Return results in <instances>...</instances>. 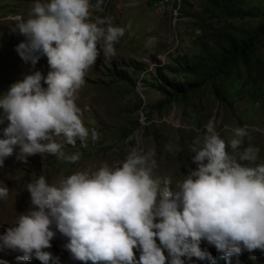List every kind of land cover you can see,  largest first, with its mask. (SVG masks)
<instances>
[{
    "label": "clouds",
    "instance_id": "9594fccd",
    "mask_svg": "<svg viewBox=\"0 0 264 264\" xmlns=\"http://www.w3.org/2000/svg\"><path fill=\"white\" fill-rule=\"evenodd\" d=\"M106 2L32 0L29 17L15 18L12 30L24 37L15 52L33 68L46 57L49 71H31L0 93V125L7 121L0 129V167L14 149L21 162L36 153L79 159L63 152L64 144L83 143L89 135L75 102L77 90L98 55L113 56L123 35L107 18L92 15ZM203 127L202 140L189 149L195 168L177 186L167 176L154 177L153 154L135 148L118 166L102 162L95 170H76L58 184L38 176L26 187L30 206L0 234V248L19 252L17 261L35 258L50 264L56 257L43 249L51 246L54 225L67 238L63 247L72 259L91 264H165L166 259L167 264H185L193 257L212 261L200 247L202 240L226 264L242 251L264 252V163H254L258 149L248 146L234 157L214 119ZM232 133L228 148L235 151L248 133L246 127ZM0 185L4 200L9 189L2 181Z\"/></svg>",
    "mask_w": 264,
    "mask_h": 264
},
{
    "label": "rangeland",
    "instance_id": "374dc122",
    "mask_svg": "<svg viewBox=\"0 0 264 264\" xmlns=\"http://www.w3.org/2000/svg\"><path fill=\"white\" fill-rule=\"evenodd\" d=\"M245 2L251 8L264 7V0ZM150 5L148 0H107L102 10H91L92 15L107 18L114 26L122 28L123 35L114 44L113 56L98 55L77 90L75 102L81 109V119L89 135L83 143L77 140L74 146H63L64 156L79 155L76 162L47 153L27 156L21 162L15 158V149L13 155L5 159L4 166L0 167V181L8 187L9 193L6 199L0 200V234L30 206L26 187L38 176L43 175L48 183L58 184L72 172L95 170L102 162L110 168L118 166L133 148L141 153L151 152L156 161L154 177L167 176L172 185L177 186L189 169L195 168L189 149L194 142L202 140L203 126L210 118L214 119L216 130L225 141L226 151L235 157L244 148L253 146L258 149L254 163H264V83L259 86L245 84L232 75L217 80L224 96L222 101H217L211 86L206 85L189 93L183 100L163 105V97L150 86L154 63L161 67L171 63L173 58L195 54L197 48L193 41L199 32L195 26L197 21L184 15L191 12L189 6L184 7L180 17H175L171 11L156 13ZM31 6L32 0H0V93L6 92L12 83L22 80L31 71L39 70L42 75L49 71L46 57L41 56L33 68L14 50L24 40L18 29L12 30L15 18L27 19ZM260 21V18L217 20L213 26L230 23L254 27ZM131 62L145 64L146 68L151 66V70L143 71L137 77ZM112 70L126 72L135 84L114 78L110 75ZM168 77L181 81L190 78L182 75ZM142 80L146 82L142 83ZM137 81L141 85L139 90ZM41 83L45 86L43 81ZM6 124L7 121L0 125V129ZM235 127H246L248 134L240 147L232 151L228 148V141ZM55 139L62 142V138ZM52 230L55 235L50 241L51 246L43 249L56 257L50 264L84 263L72 259L63 247L67 238L56 231L54 225ZM156 242L159 245L158 239ZM204 243L206 241L202 240L201 244ZM133 252L138 259L137 250L133 249ZM164 254H167L166 250ZM18 255L19 252L0 248V260L8 264H41L35 258L17 261ZM249 256L250 253L242 251L238 257L232 258L235 262L241 260L243 264H251L253 259Z\"/></svg>",
    "mask_w": 264,
    "mask_h": 264
},
{
    "label": "trees",
    "instance_id": "16d2710c",
    "mask_svg": "<svg viewBox=\"0 0 264 264\" xmlns=\"http://www.w3.org/2000/svg\"><path fill=\"white\" fill-rule=\"evenodd\" d=\"M189 1L180 0L177 3L178 10L175 17L181 16L186 5L191 8V12H186L184 15L197 21L195 26L199 35L193 41L197 52L190 57L173 58V61L165 66L154 65V71L150 75L153 80L150 86L163 97V105L183 100L189 93L196 92L206 85L211 86L216 100L222 101L224 96L216 84L217 80L229 78L232 75L245 84L255 86L263 84L264 7L262 9L248 7L245 0H194L191 3ZM92 2L94 3V0ZM104 2L105 0L103 4ZM237 18H260L261 21L254 27L235 26L230 23L221 27L213 26L217 20L226 22ZM145 67V64L131 62V68L137 77L141 72L148 71ZM110 75L121 81L135 84L133 78L124 71L112 70ZM168 75H182L190 78L181 81L170 79ZM144 82L146 81L142 80V83ZM200 247L211 254L212 261H200L193 257L185 260V264H226L225 259L214 246L206 242L200 244ZM250 255L255 256L251 264H264V252L253 250ZM165 256L167 257V254ZM82 264H91V261ZM227 264H243V262L241 260L235 262L231 257Z\"/></svg>",
    "mask_w": 264,
    "mask_h": 264
},
{
    "label": "bare ground",
    "instance_id": "6f19581e",
    "mask_svg": "<svg viewBox=\"0 0 264 264\" xmlns=\"http://www.w3.org/2000/svg\"><path fill=\"white\" fill-rule=\"evenodd\" d=\"M148 2L151 4V8L153 11H155L156 13H166V12H172L173 15L176 14V11L178 10L177 7V3L175 2V0H148ZM152 4H157V6H153ZM156 66V64H154ZM147 67V66H146ZM145 67V68H146ZM150 68H148V71ZM152 70H154V68H152ZM146 72V71H144Z\"/></svg>",
    "mask_w": 264,
    "mask_h": 264
},
{
    "label": "built area",
    "instance_id": "2783aa9c",
    "mask_svg": "<svg viewBox=\"0 0 264 264\" xmlns=\"http://www.w3.org/2000/svg\"><path fill=\"white\" fill-rule=\"evenodd\" d=\"M165 1V0H164ZM153 6H157V4H152Z\"/></svg>",
    "mask_w": 264,
    "mask_h": 264
}]
</instances>
